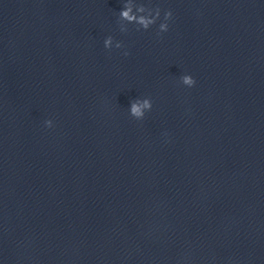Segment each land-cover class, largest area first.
<instances>
[{"label":"water","instance_id":"obj_1","mask_svg":"<svg viewBox=\"0 0 264 264\" xmlns=\"http://www.w3.org/2000/svg\"><path fill=\"white\" fill-rule=\"evenodd\" d=\"M124 2L0 0V264H264V0Z\"/></svg>","mask_w":264,"mask_h":264},{"label":"clouds","instance_id":"obj_2","mask_svg":"<svg viewBox=\"0 0 264 264\" xmlns=\"http://www.w3.org/2000/svg\"><path fill=\"white\" fill-rule=\"evenodd\" d=\"M160 15L161 9L158 6L156 8H152L150 6H146L143 3H136V0H125L122 10L119 12L120 30L122 32H126L128 30L127 24L137 25V30H147L156 23ZM172 16L173 13L171 10H167L164 12V21L159 24L157 35H160L161 33L168 30V21L172 18ZM104 46L108 49L113 47V37L111 35L105 38ZM115 47H123L122 42L116 41ZM124 55H128V52H125ZM180 80L183 85H186L188 87H192L196 84V80L191 74L182 75L180 77ZM151 108V98H136L130 102L129 113L135 119L142 120L145 116L146 111L151 110ZM52 123V120L45 121V124L48 127H51Z\"/></svg>","mask_w":264,"mask_h":264}]
</instances>
